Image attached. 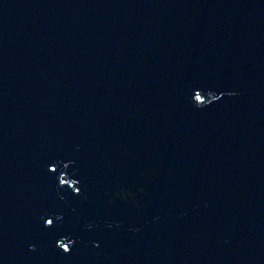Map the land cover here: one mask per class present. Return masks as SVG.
<instances>
[{
    "label": "water",
    "instance_id": "obj_1",
    "mask_svg": "<svg viewBox=\"0 0 264 264\" xmlns=\"http://www.w3.org/2000/svg\"><path fill=\"white\" fill-rule=\"evenodd\" d=\"M0 264H264V0H0Z\"/></svg>",
    "mask_w": 264,
    "mask_h": 264
},
{
    "label": "snow or ice",
    "instance_id": "obj_2",
    "mask_svg": "<svg viewBox=\"0 0 264 264\" xmlns=\"http://www.w3.org/2000/svg\"><path fill=\"white\" fill-rule=\"evenodd\" d=\"M197 99H199V96H197ZM48 223L51 224V221L49 220ZM60 247L63 248L64 252H68L69 251V249L67 248L66 245L62 244V245H60Z\"/></svg>",
    "mask_w": 264,
    "mask_h": 264
}]
</instances>
